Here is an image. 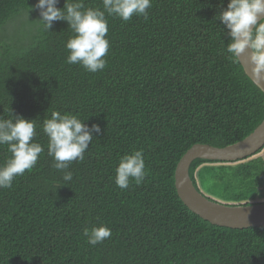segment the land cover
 <instances>
[{"label": "trees", "instance_id": "16d2710c", "mask_svg": "<svg viewBox=\"0 0 264 264\" xmlns=\"http://www.w3.org/2000/svg\"><path fill=\"white\" fill-rule=\"evenodd\" d=\"M229 0H152L147 19L107 16L103 71L68 64L65 21L47 32L37 0H0V118L35 120L36 165L0 189V264H264V227L220 228L179 199L174 172L195 145L225 148L264 119V94L227 58V29L217 19ZM103 10L102 0H83ZM65 0H58L63 9ZM77 115L101 133L62 180L43 121ZM0 145V165L10 157ZM143 150L146 176L115 184L124 155ZM262 155V153L260 154ZM242 162L195 160L194 186L228 206L264 202L262 156ZM208 185L209 187H206ZM111 237L91 246L85 229Z\"/></svg>", "mask_w": 264, "mask_h": 264}, {"label": "clouds", "instance_id": "9594fccd", "mask_svg": "<svg viewBox=\"0 0 264 264\" xmlns=\"http://www.w3.org/2000/svg\"><path fill=\"white\" fill-rule=\"evenodd\" d=\"M58 0H37L41 24L49 32L53 22L65 21L73 35L66 42L68 64H78L85 71H103L109 50L107 16H115L124 22L133 16L147 19L152 0H102L103 10L85 7L83 0H65L63 9H57ZM217 19L227 29L229 42L224 46L227 58L240 61L246 49L249 54L245 63L251 65V77L264 81V0H229L226 10ZM0 118V145H7L11 154L0 165V189L12 187L13 180L26 170H31L44 151L41 144L34 142L37 135L35 120H26L13 115ZM42 131L48 138L47 154L52 157V166L63 173L62 180L70 182L73 173L68 171L72 162L84 159V154L93 141V133H101L98 124L89 128L77 115L52 111L51 118L43 121ZM143 150L124 155L115 169V184L124 190L130 180L140 185L145 179ZM83 235L91 246L103 243L111 237V229L105 226L85 229Z\"/></svg>", "mask_w": 264, "mask_h": 264}, {"label": "water", "instance_id": "95a60500", "mask_svg": "<svg viewBox=\"0 0 264 264\" xmlns=\"http://www.w3.org/2000/svg\"><path fill=\"white\" fill-rule=\"evenodd\" d=\"M249 54L246 49L240 57V65L245 75L263 94L264 81L251 77V65L245 63ZM264 150V119L262 123L246 137L234 145L214 148L208 145H195L178 162L174 172V186L183 205L203 221L213 226L228 229H248L264 227V202L247 206H228L214 201L194 186L189 177V168L195 160L233 163L258 157Z\"/></svg>", "mask_w": 264, "mask_h": 264}, {"label": "rangeland", "instance_id": "374dc122", "mask_svg": "<svg viewBox=\"0 0 264 264\" xmlns=\"http://www.w3.org/2000/svg\"><path fill=\"white\" fill-rule=\"evenodd\" d=\"M263 157V160H264V150L262 151V155H260ZM206 187H209L208 185H206ZM198 188L201 190V192H205L206 190L205 189H202V187L200 186V184H198ZM205 190V191H204ZM221 202V201H220Z\"/></svg>", "mask_w": 264, "mask_h": 264}]
</instances>
